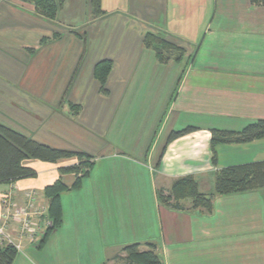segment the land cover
I'll return each instance as SVG.
<instances>
[{
	"label": "crops",
	"instance_id": "obj_1",
	"mask_svg": "<svg viewBox=\"0 0 264 264\" xmlns=\"http://www.w3.org/2000/svg\"><path fill=\"white\" fill-rule=\"evenodd\" d=\"M100 6L105 15L83 24L82 33L60 26L54 38L56 26L31 5L0 0V125L93 158L78 188L72 174L60 173L78 163L74 157L24 160L35 177L0 184V195L12 188L17 205L34 191L47 207L45 187L61 180L68 188L60 195L61 226L42 247L26 245L13 264H126L122 249L132 244L141 252L154 246L162 264H264L261 191L215 193L219 170L264 161V138L211 145L212 130L240 132L264 121V6ZM148 33L166 40L163 60L145 43ZM102 61L110 62L103 86L93 75ZM186 128L194 130L169 141ZM186 177L212 198L209 210L189 200L174 210L159 200ZM52 250L54 262L40 256Z\"/></svg>",
	"mask_w": 264,
	"mask_h": 264
},
{
	"label": "trees",
	"instance_id": "obj_2",
	"mask_svg": "<svg viewBox=\"0 0 264 264\" xmlns=\"http://www.w3.org/2000/svg\"><path fill=\"white\" fill-rule=\"evenodd\" d=\"M22 3L33 5L38 12L47 14V17L53 18L56 11L61 6V0H17ZM257 1V0H254ZM101 0H89V6L95 17L102 15L104 12L100 6ZM264 6V0H259ZM153 37V39H152ZM145 43L151 45L156 43L160 48L155 47L160 59L165 57L158 52L162 47H166L160 37L152 35L146 36ZM163 49V48H162ZM110 70V62L102 61L94 68V78L101 86L106 81ZM73 110L75 106L71 105ZM78 112V109L75 113ZM194 128H186L181 131L172 132L169 141L179 138L186 133L193 131ZM264 138V121L260 120L246 126L240 132H229L212 130L211 145L212 149L220 143H247ZM76 158L78 165L69 168L60 169V173L73 174L76 178L84 169H90L92 162L91 157L75 151L61 150L41 144L17 131L0 125V184H8L23 178L35 177V171L23 165L24 160H36L43 163H56L62 159ZM87 161V162H85ZM88 172H83V177ZM81 175V176H82ZM80 176V177H81ZM81 178L76 179L72 188H78ZM264 190V161L251 164L228 167L219 170L215 176V193L218 195H230L238 193H248L253 191ZM68 191L61 180H57L52 185L43 190V197L48 202L47 217L51 221V226L46 229L39 247H42L49 236L57 230L62 224V211L60 206V195ZM159 200L174 210H181L180 201H191L192 208H204L209 210L212 198L200 194L197 191V185L191 177H186L174 182L169 194H158ZM125 255L126 264H162L159 256L154 253V246L148 245V250L141 252L139 244H132L122 249ZM17 251L11 246H0V264H13L17 256Z\"/></svg>",
	"mask_w": 264,
	"mask_h": 264
},
{
	"label": "built area",
	"instance_id": "obj_3",
	"mask_svg": "<svg viewBox=\"0 0 264 264\" xmlns=\"http://www.w3.org/2000/svg\"><path fill=\"white\" fill-rule=\"evenodd\" d=\"M25 202L17 205L10 188L0 195V246H11L22 253L26 245L37 246L51 226L46 205H42L34 191L25 194Z\"/></svg>",
	"mask_w": 264,
	"mask_h": 264
},
{
	"label": "rangeland",
	"instance_id": "obj_4",
	"mask_svg": "<svg viewBox=\"0 0 264 264\" xmlns=\"http://www.w3.org/2000/svg\"><path fill=\"white\" fill-rule=\"evenodd\" d=\"M11 1H16V2H20V1H17V0H11ZM58 2V0H56ZM21 4H27V3H22ZM31 5V4H29ZM33 7V5H31ZM111 7V6H110ZM34 9V7H33ZM221 9L218 8V11H220ZM34 12H36L37 15H39L40 17H42L43 19L46 20V22H52L53 25L56 26V29L54 27V32H53V36L55 38L56 35H58V33L60 32L59 30V27L61 26L64 30H72L74 29L76 32L79 31V33H82V25L83 24H87V22H89V20L93 19L95 16L92 14V11L90 9V6H89V0H61V6H59V10L56 11V15L51 18L50 16L47 17V14H44L43 12H38L37 10H33ZM102 15H105V13H103ZM101 16V15H100ZM116 16L115 14H108L107 17H114ZM69 30V31H70ZM73 31V30H72ZM74 31V32H75ZM147 35H152V36H157V37H160L161 38V35L158 34V33H153V34H147ZM146 35V36H147ZM160 35V36H159ZM153 39V37H152ZM161 41L163 43L166 44V40L164 39H161ZM165 41V42H164ZM153 46L155 47H158L160 48V45L156 44V43H152ZM75 106V105H73ZM80 109V107L78 106H75V108L72 110V112H75L76 110ZM97 141V140H96ZM80 143V142H79ZM98 143V141H97ZM120 144V142H119ZM89 146V144H87ZM91 146V145H90ZM85 154V153H84ZM88 155V154H86ZM90 156V155H88ZM91 159L90 161H88L89 163L92 162L93 158L92 156H90ZM87 162V161H85ZM79 164V161L76 165ZM74 165H70V166H66V167H62V169H65V168H69V167H72ZM61 169V168H60ZM83 172H88V169H84L81 173H80V176L83 174ZM94 172H97L94 171ZM61 174H69V173H61ZM73 175V174H72ZM74 176V175H73ZM75 177L74 176V182L76 181V179L78 178H83V175L81 177ZM73 182V184H74ZM72 184V185H73ZM262 195H261V198H262V202H263V206H264V190H261L260 192ZM45 204V202H43ZM121 203L118 202V205H120ZM46 205V204H45ZM21 254V253H20ZM25 256L32 259V260H35V257L36 255L34 256L33 254L31 253H27V252H24ZM18 255V254H17ZM56 255L57 253L55 252V250H52L50 252H43L40 256L41 257H44V258H48L49 261H52L54 262L55 258H56Z\"/></svg>",
	"mask_w": 264,
	"mask_h": 264
}]
</instances>
